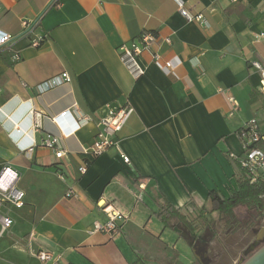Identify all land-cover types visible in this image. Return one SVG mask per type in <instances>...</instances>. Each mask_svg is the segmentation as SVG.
Instances as JSON below:
<instances>
[{"label":"crops","instance_id":"crops-1","mask_svg":"<svg viewBox=\"0 0 264 264\" xmlns=\"http://www.w3.org/2000/svg\"><path fill=\"white\" fill-rule=\"evenodd\" d=\"M182 1L208 26L187 21L174 0H0V30L17 34L22 19L40 17L35 33L47 35L38 48L22 38L0 50V185L24 193L22 206L0 207L12 220L0 226V264L195 263L194 249L174 229L158 227L153 211L168 201L193 219L211 208L210 191L229 197L237 189L229 155L243 152L238 131L252 118L264 128L260 75L250 64L264 66V37L254 38L264 33V0ZM142 31L158 40L142 51L145 72L134 78L118 47L137 43ZM153 51L179 60L178 78L153 64ZM62 71L70 81L38 91ZM126 103L133 113L117 146L88 159L79 174L97 118L107 105ZM74 109L94 121L63 136L74 127ZM48 133L60 137L63 158L42 145ZM104 203L128 216L113 239L90 233L107 218ZM128 249L144 254L128 256ZM41 250L53 259L41 260Z\"/></svg>","mask_w":264,"mask_h":264},{"label":"built area","instance_id":"built-area-1","mask_svg":"<svg viewBox=\"0 0 264 264\" xmlns=\"http://www.w3.org/2000/svg\"><path fill=\"white\" fill-rule=\"evenodd\" d=\"M179 13L187 21H196L200 24L206 25L207 21L204 19L201 13L194 15L189 14L183 7L182 0H174ZM53 4H58V0H53ZM1 10V7H0ZM40 21V17L36 19H22L21 29L17 34H11L0 30V50L4 47L13 46L18 40L22 38H28L29 45L34 48L40 47L42 42L46 39L45 33H35V29ZM264 37L263 32L256 33L254 38L256 40ZM158 40V36L150 31H142L137 43L122 44L118 47V58L120 62L125 66L128 72L134 77L138 78L144 75V68L139 62V56L143 50H150L153 44ZM166 43H170L169 37L164 39ZM21 59L18 51L12 54V61L17 62ZM153 64L166 75H172L178 78L176 75V67L180 64L179 60L174 58L163 59L162 56L156 51L152 52ZM251 66L254 67L259 75V91L264 95V66L258 61H252ZM71 77L66 71H62L59 75L50 77L37 85L39 92L48 88L56 86L63 82L70 81ZM24 85V83H22ZM232 103H236L233 97L229 98ZM31 110V114L35 115L34 124L39 125V114ZM77 117L75 118L74 127L70 131H63L61 134L67 136L70 132H74L80 127L94 121L93 117L89 114L79 113L74 109ZM67 111H63L60 116H64ZM133 113V108L128 103L123 105H107L100 117L96 120L97 132L93 141L83 148L82 153L86 156L84 160L77 168L79 174H83L87 170L88 159L95 158L101 153L107 151L109 148L117 146V134L122 129L124 124L128 121ZM34 118V117H33ZM54 120L57 118L54 117ZM243 152L240 155L234 156V159L243 168L245 175L250 183L255 182L259 177L264 175V128H261L255 118H252L246 122L243 128L238 132ZM42 145L53 149L56 159H61L66 155L65 149L61 145L60 137L53 134H46ZM31 147L23 146L22 150H29ZM120 157L124 163H129V157L123 153H120ZM62 177V175H59ZM74 194L73 189H69L66 192V197H70ZM24 193L15 186L3 187L0 185V207L2 203L9 202L17 207L22 206ZM102 210L106 213L107 218L104 221H95L90 230V233H103L110 239H113L126 222L128 216L122 211L113 208L110 204H102ZM12 220L8 216L0 214V226L2 229L9 227ZM37 256L43 260L53 259L52 253L49 251L41 250L36 253ZM60 257L54 258V262H57Z\"/></svg>","mask_w":264,"mask_h":264},{"label":"trees","instance_id":"trees-1","mask_svg":"<svg viewBox=\"0 0 264 264\" xmlns=\"http://www.w3.org/2000/svg\"><path fill=\"white\" fill-rule=\"evenodd\" d=\"M230 158L232 157L230 156ZM231 161L235 168L234 178L237 189L229 197H222L215 191H210L208 193L211 203V208L208 212H217L220 216H224L225 223L229 226L233 224L234 219L237 220L236 218L241 208L245 210V214L252 215L255 213L256 219H260V217L264 215V175L259 177L255 182L250 183L239 163L233 158ZM204 212L205 209H201L198 217L203 215ZM153 214L155 218L162 223V228L174 229L176 227L184 230L186 234L194 233L197 228V224H195L194 220L190 219L188 215H184L168 201L158 202L157 208L153 211ZM245 216L246 215L242 214L239 218ZM182 238L184 240L187 239L185 236H182ZM186 242H188V239ZM254 251L250 252L249 256Z\"/></svg>","mask_w":264,"mask_h":264},{"label":"rangeland","instance_id":"rangeland-1","mask_svg":"<svg viewBox=\"0 0 264 264\" xmlns=\"http://www.w3.org/2000/svg\"><path fill=\"white\" fill-rule=\"evenodd\" d=\"M239 211L240 213L237 215V220L234 219L231 226L227 225V223H225V217L220 216L217 212H208L207 210V212L200 217H198V213H196L194 216H192V220H194L195 224H197L195 233L198 235L196 238L194 237V239L190 241L191 245L188 246L194 249L196 245L201 243L200 239H203L202 244L204 246L208 245L207 247L210 249L208 253L209 261H211L215 256H218V253H221V251H226L225 248L227 246L228 249H230L233 257L237 258L241 256L243 250L244 252L247 251V249L252 251L256 250L264 243V239H257L256 237L260 228L264 226V219H256L255 213L252 215L245 214V210L243 208L239 209ZM242 214L246 216L239 218V216ZM246 217L248 218V221ZM154 222L158 225V227H162V223L156 218H154ZM244 223H247L246 227L244 226ZM214 225L215 229L213 228ZM172 231L175 232L174 230ZM173 239L174 237L171 240ZM200 247L201 246H199V248ZM125 252L128 254V256L133 254H144L141 249H137L134 252L128 249L125 250ZM196 253L197 251H195V254ZM153 255L156 259H159L163 256L161 255V257H159V253ZM84 262L86 263V261Z\"/></svg>","mask_w":264,"mask_h":264},{"label":"flooded vegetation","instance_id":"flooded-vegetation-1","mask_svg":"<svg viewBox=\"0 0 264 264\" xmlns=\"http://www.w3.org/2000/svg\"><path fill=\"white\" fill-rule=\"evenodd\" d=\"M260 219L261 220L264 219V215L262 217H260ZM247 221H248V218H247ZM244 226L246 227L247 223H244ZM213 228L215 229V225L213 226ZM179 230H180V234L184 235L189 241L194 239V237L196 238L197 235H198V234L195 233L196 230H195L194 233H191V234H186V232L184 230H181V229H179ZM200 241H201V243L196 245L195 248H194V251H197L195 264H226V263L227 264H241V262L244 261L249 256L250 252H252V250H248V249L245 252L243 250L242 251L243 253L241 254V256L237 258V257H233L230 249H228V246H227L225 248L226 251H221V253H218V256H215L211 261H209L208 260L209 259L208 258V253H209L210 249H209V247H207L208 245L204 246L202 244L203 239H200ZM199 246H201V247L199 248ZM235 259H236V261H235ZM228 260H230V261H228Z\"/></svg>","mask_w":264,"mask_h":264},{"label":"water","instance_id":"water-1","mask_svg":"<svg viewBox=\"0 0 264 264\" xmlns=\"http://www.w3.org/2000/svg\"><path fill=\"white\" fill-rule=\"evenodd\" d=\"M174 231L180 234V230L178 228L175 227ZM182 236L184 237V235ZM256 237L257 239H264V226L260 228ZM187 243L191 245L189 240ZM241 264H264V243L260 247H258L250 256H248L244 261H242Z\"/></svg>","mask_w":264,"mask_h":264}]
</instances>
